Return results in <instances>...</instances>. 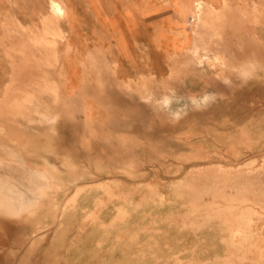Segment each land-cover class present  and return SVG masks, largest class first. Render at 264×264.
<instances>
[{"label": "rangeland", "instance_id": "obj_1", "mask_svg": "<svg viewBox=\"0 0 264 264\" xmlns=\"http://www.w3.org/2000/svg\"><path fill=\"white\" fill-rule=\"evenodd\" d=\"M53 1L0 0V264H264V0Z\"/></svg>", "mask_w": 264, "mask_h": 264}, {"label": "bare ground", "instance_id": "obj_2", "mask_svg": "<svg viewBox=\"0 0 264 264\" xmlns=\"http://www.w3.org/2000/svg\"><path fill=\"white\" fill-rule=\"evenodd\" d=\"M52 6H53V8H54L56 11H58V12H63V11H64V8L62 7L61 3H60L59 1H57V0H54V1H53ZM35 172H36V173H40V172H38V171H35ZM33 173H34V171H33ZM35 175H36V174H35ZM36 177H37V176H36ZM43 179H44V178H43ZM36 181H38L37 178H34V177H33V178L31 179V183H32V185H34V183H35ZM29 183H30V182H29ZM31 183H30V184H31ZM44 183H45V182H44ZM9 184H10V183H9ZM38 185H39V184H38ZM40 186H41V185H40ZM40 188H42V187H40ZM2 191H3V190H2ZM9 191H10V190H9ZM16 191H17V190H16ZM16 191H15V192H16ZM40 191H43V190L40 189ZM12 192H13V191H12ZM23 193H24V192H23ZM20 194H21V193H20ZM20 194H19V195H20ZM21 195H23V194H21ZM19 197H21V198H25V197H22V196H19ZM12 202H13V201H12ZM23 204H26V203H24L23 201H20V202H19V205H20V206H22Z\"/></svg>", "mask_w": 264, "mask_h": 264}]
</instances>
